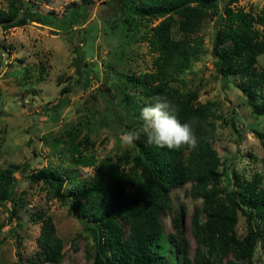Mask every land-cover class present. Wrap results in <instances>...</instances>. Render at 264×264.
<instances>
[{
    "label": "rangeland",
    "instance_id": "rangeland-1",
    "mask_svg": "<svg viewBox=\"0 0 264 264\" xmlns=\"http://www.w3.org/2000/svg\"><path fill=\"white\" fill-rule=\"evenodd\" d=\"M224 1L213 0L216 8L205 12L198 52L170 86L186 93L193 103H215L212 146L221 169L219 185L236 190L232 170L241 180L259 173V185H264V140L256 134L264 131V111L255 114L246 97V72L264 64V50L225 76L216 71L212 47L218 43L213 30ZM7 2L0 0V7ZM14 2L18 16L25 17L18 25L0 24V167H12L14 188L23 204L0 196V264H88L92 235L72 207L71 192L90 179L92 167L72 163L67 145L72 141L94 157H120V165H128L135 148L121 143L120 137L128 132L122 125L143 127L136 110L153 98L125 77L153 70L154 53L145 35L159 17L131 12L127 6L131 0ZM231 5L264 16V0H236ZM176 21L174 15V38L181 36ZM76 27L82 55L74 48ZM249 97L264 109V81L250 90ZM40 167L65 177L64 202L48 197L40 180L29 179ZM188 188V182L171 187L170 206L159 213V241L170 258L174 249L167 237L175 231L171 220L175 213L181 219V233L193 244L189 216L200 199L191 197ZM45 214L51 216L62 241L63 255L57 263L43 260L35 243ZM251 215L257 230L251 264H264V229L255 213ZM244 229L243 216L238 214L235 230L242 234Z\"/></svg>",
    "mask_w": 264,
    "mask_h": 264
},
{
    "label": "trees",
    "instance_id": "trees-1",
    "mask_svg": "<svg viewBox=\"0 0 264 264\" xmlns=\"http://www.w3.org/2000/svg\"><path fill=\"white\" fill-rule=\"evenodd\" d=\"M131 1L127 3L131 12L159 18L145 35L148 49L154 53L153 70L129 75L125 80L146 96H167L178 108L177 119L192 124L198 146L192 151L186 147L180 150L158 148L147 142L141 125H122L128 132L139 134V139L132 143L135 152L123 167L120 157L97 158L80 149L77 143L68 142L70 161L92 167L90 179L76 184L71 192L72 207L92 235L88 264H251L257 240L251 213H255L264 229V185H259L260 175L253 172L248 179L241 180L232 170L237 189L220 186L219 158L212 146L215 103L209 100L193 103L186 93L170 86L174 76L196 56L202 43L199 32L202 18L216 5L213 0ZM235 1L223 2L213 30V39L218 43L212 47L215 69L223 76L264 50L263 14L231 5ZM18 14L14 0H8L5 7H0V24L8 27L23 23L25 16ZM174 15L181 32L177 38L171 36ZM79 30L76 27L74 48L82 55L78 47ZM246 74L247 102L255 114L263 112L249 95L250 90L264 81V64ZM144 106L142 104L136 112ZM256 134L264 140V131H256ZM262 145L264 148V141ZM29 179L40 180L48 197L64 202L65 177L61 173L40 167ZM186 182L190 196L200 199L189 216L193 244L191 246L181 233V219L175 213L171 217L175 231L167 237L174 249V256L170 258L162 252L159 241L162 233L159 213L170 206L169 189ZM0 196L13 204H23L14 188L10 166L0 167ZM238 214L244 219L242 234L235 230ZM35 243L43 252V260L52 263L61 260L62 241L49 214L40 217Z\"/></svg>",
    "mask_w": 264,
    "mask_h": 264
},
{
    "label": "clouds",
    "instance_id": "clouds-1",
    "mask_svg": "<svg viewBox=\"0 0 264 264\" xmlns=\"http://www.w3.org/2000/svg\"><path fill=\"white\" fill-rule=\"evenodd\" d=\"M178 108L167 96H156L153 102L140 111L143 132L147 142L158 148L195 150L198 139L191 123H181L176 116ZM139 139V134L126 132L121 137L123 145H131Z\"/></svg>",
    "mask_w": 264,
    "mask_h": 264
}]
</instances>
